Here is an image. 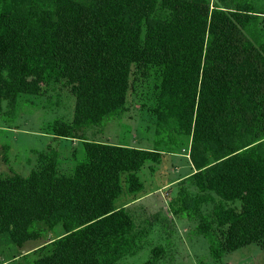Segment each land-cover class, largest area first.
Here are the masks:
<instances>
[{
	"label": "trees",
	"instance_id": "obj_1",
	"mask_svg": "<svg viewBox=\"0 0 264 264\" xmlns=\"http://www.w3.org/2000/svg\"><path fill=\"white\" fill-rule=\"evenodd\" d=\"M134 69L160 72L153 111L192 139L196 204L218 199L201 225L214 258L262 242L264 0H0V106L65 79L74 120L56 134L75 138L124 110ZM82 139L72 175L41 154L28 177L0 178V237L24 244L37 226L64 228L31 252L34 264H114L131 246L134 219L116 203L147 153Z\"/></svg>",
	"mask_w": 264,
	"mask_h": 264
},
{
	"label": "rangeland",
	"instance_id": "obj_2",
	"mask_svg": "<svg viewBox=\"0 0 264 264\" xmlns=\"http://www.w3.org/2000/svg\"><path fill=\"white\" fill-rule=\"evenodd\" d=\"M219 1L211 0L212 5ZM160 85L161 74L156 69L144 73L134 69L124 110L75 138L56 134L57 122L72 125L74 120L76 98L65 79H47L38 95H22L15 103L3 100L0 178L28 177L39 169L41 154L55 155L60 174L72 175L84 159L82 137L140 148L146 151L147 162L140 171L123 175V193L116 203L119 208L128 207L134 219L131 246L114 264L149 260L154 264H264V240L225 252L219 259L212 255L213 234L203 233L201 225L212 220L218 199L196 204L200 195L188 179L195 172L190 157L192 139L180 134L175 123H160L154 113ZM259 130L263 136L264 107ZM35 230L37 239L24 244L15 243L9 234L0 237V264H34L31 252L65 232L62 225Z\"/></svg>",
	"mask_w": 264,
	"mask_h": 264
},
{
	"label": "crops",
	"instance_id": "obj_3",
	"mask_svg": "<svg viewBox=\"0 0 264 264\" xmlns=\"http://www.w3.org/2000/svg\"><path fill=\"white\" fill-rule=\"evenodd\" d=\"M123 208H125V209H126V208H128V207H126V206H125V207H123Z\"/></svg>",
	"mask_w": 264,
	"mask_h": 264
}]
</instances>
